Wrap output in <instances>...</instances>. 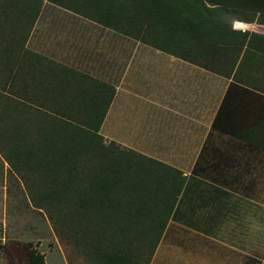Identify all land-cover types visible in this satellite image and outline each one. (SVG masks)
I'll return each mask as SVG.
<instances>
[{
  "label": "crops",
  "instance_id": "obj_1",
  "mask_svg": "<svg viewBox=\"0 0 264 264\" xmlns=\"http://www.w3.org/2000/svg\"><path fill=\"white\" fill-rule=\"evenodd\" d=\"M34 2L29 79L14 92L66 114L79 106L83 120L100 119L103 142L182 182L149 264H263L264 23L231 19L219 0H163L171 19L205 11L191 61L115 27L128 0Z\"/></svg>",
  "mask_w": 264,
  "mask_h": 264
},
{
  "label": "trees",
  "instance_id": "obj_2",
  "mask_svg": "<svg viewBox=\"0 0 264 264\" xmlns=\"http://www.w3.org/2000/svg\"><path fill=\"white\" fill-rule=\"evenodd\" d=\"M128 2L120 12L125 19L116 20L115 27L162 50L198 59L187 48L202 46L203 8L194 9L190 20L181 8L171 19L173 12L163 0ZM143 9L149 11L144 18ZM38 10L34 0H0L1 161L24 184L32 204L45 211L58 241L75 250L73 261L149 264L182 182L156 171L141 154L103 142L97 133L100 119L83 120L79 106H70L66 114L60 104L40 108L29 102L26 90L14 92L19 81L29 79L22 64L29 56L24 45ZM213 27L227 30L222 24ZM170 32L174 38L166 37ZM43 260L41 254L38 261L24 264Z\"/></svg>",
  "mask_w": 264,
  "mask_h": 264
},
{
  "label": "rangeland",
  "instance_id": "obj_3",
  "mask_svg": "<svg viewBox=\"0 0 264 264\" xmlns=\"http://www.w3.org/2000/svg\"><path fill=\"white\" fill-rule=\"evenodd\" d=\"M232 19L264 21V0H219ZM25 186L0 158V264L31 263L46 252L43 264H78L71 245L53 234L45 211L32 204ZM62 249V254L58 247ZM75 254V255H74ZM70 257V258H69ZM11 258V259H10ZM75 260V261H73Z\"/></svg>",
  "mask_w": 264,
  "mask_h": 264
}]
</instances>
